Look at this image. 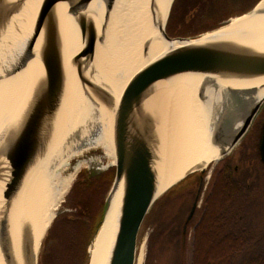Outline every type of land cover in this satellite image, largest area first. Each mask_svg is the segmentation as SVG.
<instances>
[{
    "label": "water",
    "instance_id": "obj_1",
    "mask_svg": "<svg viewBox=\"0 0 264 264\" xmlns=\"http://www.w3.org/2000/svg\"><path fill=\"white\" fill-rule=\"evenodd\" d=\"M26 1L0 0V80L25 69L34 58L36 43L41 41L38 52L40 80L14 108L16 122L7 129L3 128L5 123L0 125V130L3 128L0 132L1 253L4 256L7 251L9 215L13 201L26 177L46 154L60 122L58 115L62 106L64 74L60 36L54 16L58 5L63 6L62 10L74 17L80 32L81 51L73 58L76 78L82 88L86 86L91 96L98 98L110 112L114 163L107 167L111 168L110 170L100 173L113 171V179L105 195L92 241L110 209L112 200L118 196V228L106 264H138L141 231L150 210L163 195L192 176L199 178V185L182 228V241L185 244L188 225L201 201L204 176L212 163L190 170L182 180L158 196L160 140L157 131L161 130V124L154 119L152 108H149L150 100L160 85L184 75L202 76L198 90L199 98H202L206 87H219V84L225 83L221 116L211 137V144L217 148L219 155L215 162L222 161L236 150L264 106V95L257 98V93L264 89V50L250 43L239 44L233 40L211 39L203 43L198 42L204 34L222 28L231 19L192 38H173L186 44L170 56L161 57L134 74L118 102L113 105L110 104L109 95L100 85L92 84L84 77L86 69L93 62L95 43L102 41V36L99 38L96 35L92 16L84 15L92 0H43L33 21L27 26L28 29H23L22 26L23 30L16 32L19 41L13 43L12 29ZM261 1L263 0L237 17L253 12ZM102 2L103 22L106 24L116 0ZM258 14H264V10ZM169 16L170 12L168 18ZM168 18L160 31L161 37L165 39H170L165 28ZM226 83L238 85L234 87ZM259 146L261 161L264 163V125L260 130ZM60 212L59 210L54 218ZM92 241L87 250V264H90L89 249ZM26 259L28 264H38L37 256L33 261L29 248H26Z\"/></svg>",
    "mask_w": 264,
    "mask_h": 264
},
{
    "label": "bare ground",
    "instance_id": "obj_2",
    "mask_svg": "<svg viewBox=\"0 0 264 264\" xmlns=\"http://www.w3.org/2000/svg\"><path fill=\"white\" fill-rule=\"evenodd\" d=\"M42 2L43 0L25 2L12 29L13 43L19 41L16 32L27 28ZM172 2L173 0H116L106 24L103 22L102 0H92L86 7L84 15L92 16L96 35L99 38L102 36V41H96L93 62L86 69L84 77L88 82L100 85L109 95L110 104L118 102L134 74L159 58L170 56L186 44L173 39L176 37L170 36L167 25L166 33L170 39L161 37L160 31L175 6V1L173 4ZM62 8L63 6L58 5L54 15L60 36L64 74L62 106L58 115L60 122L46 154L26 177L13 201L9 215L7 251L5 257L0 251V264H28L26 248H29L33 261L35 260L41 241L59 211L60 203L82 171L78 164L70 173L63 175L62 167L68 158L76 156L82 150L96 148L109 160L107 166L114 163L110 112L98 98L91 96L86 86L82 88L76 78L73 58L80 54L82 41L74 17ZM263 10L264 0L253 12L232 18L222 28L204 34L198 42L211 39L233 40L239 44L250 43L264 50V14H258ZM40 48L39 40L34 47V58L26 68L0 80V125L5 123L4 129L16 122L14 108L40 80ZM1 73L0 70V76ZM201 82L200 75L177 77L160 85L150 100L149 108H152L154 119L161 124V130L157 131L160 140L158 196L182 180L190 170L206 167L219 158L217 148L211 144V137L221 116L225 83L219 84V87H206L202 98H199ZM226 84L234 87L238 85ZM262 95L264 89L257 93V98ZM90 162L95 160L90 158ZM117 197L112 200L92 241L89 249L90 264H106L111 255L118 228ZM142 258L141 253L138 264H141Z\"/></svg>",
    "mask_w": 264,
    "mask_h": 264
},
{
    "label": "trees",
    "instance_id": "obj_3",
    "mask_svg": "<svg viewBox=\"0 0 264 264\" xmlns=\"http://www.w3.org/2000/svg\"><path fill=\"white\" fill-rule=\"evenodd\" d=\"M217 1L225 2V0H187L189 4H192L187 8L192 9L194 5L201 12L204 8H209L210 12L213 9L211 7ZM258 1L260 0H248V3L243 5L244 13L254 7ZM176 2L177 0L175 4ZM188 11H184L181 18L185 27L173 30L174 36L192 38L205 32V30H200L203 29L200 21L202 13L188 15L186 14ZM193 24L195 25L192 27ZM226 163H223L220 170L213 171L201 207L196 211L198 219L193 217L188 225L185 244L182 241V228L197 194L199 178L196 177L192 181L190 190L177 195L175 194L176 189L188 178L183 180L154 204L146 217L141 233L143 234L146 227L153 225V230L147 237V246L148 248L156 246L154 250H151L154 256L157 254L155 250L160 249L162 253L169 247L172 251L171 264H182L188 231L192 229L189 264H264V235L258 238L242 236L244 224L239 221L241 180L233 176V171L229 169L232 165ZM112 179L113 171L96 176L83 171L78 175L67 195L68 198L71 194L68 198L69 202L66 201L72 213L57 216L51 224L45 237V245L48 246L44 249L41 264L88 263L87 250L94 237L102 209L101 207L99 212L97 211L98 213L96 212L93 216L94 205L88 202L89 195L105 184L107 190L103 195L104 201ZM177 200L180 201L177 202ZM244 247H259L260 250L253 254L243 253L241 249ZM157 261L148 253L143 264H156Z\"/></svg>",
    "mask_w": 264,
    "mask_h": 264
},
{
    "label": "rangeland",
    "instance_id": "obj_4",
    "mask_svg": "<svg viewBox=\"0 0 264 264\" xmlns=\"http://www.w3.org/2000/svg\"><path fill=\"white\" fill-rule=\"evenodd\" d=\"M246 3H248V0H225V2L223 1L222 3H219L218 1L215 2L214 5L211 7L213 9H211L210 12L208 11L209 8H204V10H202L203 11L202 15H201L202 18L200 20L202 22L201 26L203 27V29H200V30H205V31L212 30V29L218 27L219 25H222V23H225L228 19H232L234 17H237V16L243 14L245 11L243 5H245ZM188 5H192V4H189L187 2V0H177L175 6L173 8L172 15L170 14L171 19H169L168 24H167V32L169 34L171 33L170 34L171 37H180V36H174L172 31L173 30L174 31L180 30V29H183L185 27V24L184 23L182 24V22H181V18L183 16L184 11L188 10L187 9ZM193 11L194 10L190 9L189 12H193ZM200 12L201 11L197 12L196 14L194 13V15H200L201 14ZM194 25L195 24H193L192 27ZM261 110H260V112H261ZM259 119L260 118H258V116H257L256 119L254 120L249 132L247 133V138L245 139L246 144L249 143L254 138L255 135H257V133H258L257 123H258ZM240 144H241V142H240ZM240 144L238 145L236 150L230 156H232V155L236 156V154L238 156V152L240 151ZM94 151H95V153L92 154V152H94ZM230 156L226 157L223 161L213 162L212 165H210L207 168L208 171L206 172V174L204 176V182L205 183L207 181V178L210 176L208 179V183H209L213 171L214 170H220V168L223 167V163L228 158H230ZM90 158L94 159L95 162L91 163ZM108 163H109V160L102 156V151H100L99 149L94 148V149L82 150L76 156H72L71 158H68L66 160V162L64 163V166L62 167V170H64L62 174L66 175V174L70 173L71 170H73V167L75 165L77 166L78 164H80L79 170H82L80 173H82L83 171L87 172V170H88L89 174L96 176V175L101 174L100 172H104V171L106 172V171L111 169V168L107 169V167H108L107 165H109ZM77 177L78 176H76V178ZM76 178H75V180H76ZM194 179H195L194 177L190 176L185 183H183L181 186H179L176 189L175 194H177V195L183 194L184 192H187L188 190H190L192 187L191 185L193 184L192 181ZM102 185L103 186H99L95 191H93L89 195L90 198H89L88 202L90 204L94 205L93 209H92L93 216H95L96 212L97 211L99 212V210L101 209L102 203H103V195H104L105 191L107 190L106 185L105 184H102ZM207 186H208V184L205 187L203 198L206 194ZM197 190H198V188H197ZM68 194H69V192H68ZM67 195L64 198L63 202L60 203L58 210H60L61 212L57 216L62 215L64 213H72L71 210L69 209L70 207L67 205V203L69 202L68 198L70 197L71 194L69 195L68 198H67ZM203 198H202V201H203ZM66 201H67V203H66ZM178 201H180V200H177V202ZM201 203L199 205V208L201 207ZM95 204H96V206H95ZM199 208L197 209V211L199 210ZM194 217L196 218V220L198 219L197 212H196ZM54 221H55V218H54L53 222ZM143 228H144V225H143ZM262 228H264V221L262 222ZM152 230H153V225L146 227L144 229L143 234H141V237H140L138 256L141 253L143 254L141 264L144 263L145 257L148 253H149V255H151V257L154 258V260L155 259L158 260L156 264H171L170 256H171L172 251L169 247H167V249H165L162 252L163 254L161 253V251H159L160 249L155 250L157 253V254H155V256H154V252L153 251L151 252V250H154V248L156 246H153L152 248H148L147 237L152 232ZM142 231H143V229H142ZM142 231H141V233H142ZM47 232H48V230L46 231V234H47ZM46 234L41 241L40 249L38 250V253H37L38 264H41V257L45 252L44 249H46V247L48 246L47 244L45 245ZM191 236H192V229H189L188 240H187V244H186V249L183 253V263L182 264H189L190 241H191L190 238H191ZM39 261H40V263H39Z\"/></svg>",
    "mask_w": 264,
    "mask_h": 264
},
{
    "label": "flooded vegetation",
    "instance_id": "obj_5",
    "mask_svg": "<svg viewBox=\"0 0 264 264\" xmlns=\"http://www.w3.org/2000/svg\"><path fill=\"white\" fill-rule=\"evenodd\" d=\"M190 11V8H187ZM187 10V11H188ZM193 12L186 14H194L199 12V8L192 6ZM258 133L254 138L246 144L247 135L241 141L238 156L232 155L225 163L232 165V174L241 180V215L239 221L243 222V237H254L264 235L262 222L264 221V163L261 161L260 153V130L264 125V107L258 114ZM230 172V171H229ZM259 247H244L241 249L243 253H257Z\"/></svg>",
    "mask_w": 264,
    "mask_h": 264
}]
</instances>
